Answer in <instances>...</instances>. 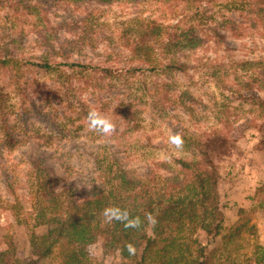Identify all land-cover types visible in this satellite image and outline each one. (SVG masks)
Instances as JSON below:
<instances>
[{"label": "rangeland", "instance_id": "1", "mask_svg": "<svg viewBox=\"0 0 264 264\" xmlns=\"http://www.w3.org/2000/svg\"><path fill=\"white\" fill-rule=\"evenodd\" d=\"M241 1L218 0L210 7L183 11L171 18V22L180 20L182 29L204 36L224 18L239 21L245 13ZM95 7L101 9V21L108 24L103 30H110L114 36L134 17H171L161 4L147 3L135 8L117 2ZM72 10L65 5L52 7L49 15L55 24H60L64 19H74L77 13L80 16L84 13ZM32 18L22 8L17 13L10 8H0V33L6 40L10 37L17 41L18 56L27 62V66H20V72H13L14 83L17 81L27 93L32 86L37 89L28 99L34 101L35 106L43 107L45 113L49 112L52 120L41 117L38 108L29 104L30 100L24 102L15 91L17 85L7 86L5 91L9 92V97L0 104V250L11 240L16 245L17 255L26 257L31 233H44V227L35 226L33 203L35 185L44 167L52 176H59V189H82L92 182L95 153L105 162L116 155L117 165L143 173L155 167V161L192 158L193 152L198 150L186 147L182 136L198 135L220 171L218 191L226 224L244 218L240 216V210H244L245 217L256 226V235L248 236L247 242L251 245L242 252V258H250L249 264H253V245L264 246V111L250 91L264 99V87L257 83L250 90L245 83H253L264 69V36L246 32L237 37L227 27L221 28L219 31L226 37L219 40V44L210 38L196 50L174 56L184 62L186 73L161 70L170 56L159 55L162 62L155 64L156 68L138 61L129 62L128 51H124L125 59L119 55L121 48L115 38L113 43H98L95 52L88 51L87 55L58 58L62 68L69 71L72 64L75 70L78 64H99L101 68L127 71L134 67V72H127L126 78L117 81L105 78L101 88L78 94L85 103L101 108L98 113L114 124V132L105 136L90 129L87 121H70V117L76 118L77 114L67 109L68 101L60 97L63 94H56L53 74L36 66L34 55H38V51ZM65 36L71 37L62 28L59 39ZM31 61L33 65H29ZM10 74L0 68V85L9 81ZM164 84L170 85L167 93L172 100L156 109L152 102L162 97L160 88ZM183 92H188L192 100H177ZM52 122L61 123L59 126L65 128L63 136ZM6 131L15 141L12 150L5 142ZM174 134L182 138L179 149L169 143V136ZM219 135L223 137H217ZM187 228L185 235L189 238L193 228ZM214 243V233L203 231L195 232L186 241L194 254H200L202 249L208 251ZM98 246L97 241L86 243L84 251L88 260L85 264H123L117 256L103 257ZM60 263L57 252L42 261V264Z\"/></svg>", "mask_w": 264, "mask_h": 264}, {"label": "trees", "instance_id": "2", "mask_svg": "<svg viewBox=\"0 0 264 264\" xmlns=\"http://www.w3.org/2000/svg\"><path fill=\"white\" fill-rule=\"evenodd\" d=\"M217 1L0 0V8H10L15 13L22 8L25 14L33 17L32 28L38 51V55H34L36 66L53 74V80L57 83L56 94H63L60 97H65L68 101L67 109L77 114L76 118L70 117L73 123L75 120L87 121L86 116L90 110H101L97 105L79 99L78 94L101 88L105 78L111 81L126 78L127 72H134V67H129L131 69L127 71L112 67L101 68L99 64H78L79 68L75 70L72 64L69 65V71L62 68L58 58L71 59L74 54L87 55L88 51L95 52L98 43H113L116 39L121 48L119 55L124 57V51H128L129 59L127 56L126 58L129 62L138 61L154 66L162 62L159 55L170 56L167 65L160 67L161 70L186 73L184 62L174 56L187 50L194 51L210 38L219 44V40L223 41L226 37L225 33L219 31L221 28L227 27L237 37L246 32L264 36V0L241 1L240 5L245 7L242 12L245 13H242L239 21L224 18L217 23V28L211 27L204 36L182 29L180 20L171 22V18L174 19L183 11L210 7L216 5ZM117 2L135 8L147 3L161 4L164 12L171 14V17L160 19L137 16L125 23L120 33L114 36L109 29L110 32L103 30L108 24L101 21V9L98 10L95 6H111ZM63 5L70 6L74 12L83 10L84 13L81 16L77 13L72 20L64 19L60 24H55L49 15L50 10ZM62 28L71 37L59 39ZM6 38L8 40L0 33V68H5L11 74L9 81L0 85V104L9 97V92L5 91L7 86L17 85L15 91L24 100L38 92L32 86V90L27 93V89L18 85L17 81L14 83L13 72H20V66H27V62L18 56L17 41ZM33 62L29 65H33ZM257 75L253 83H245L250 90L257 83L264 87V69ZM36 84L38 87L39 83ZM169 89L170 85H162V97L153 100V107L158 109L164 102L171 103L172 99L167 93ZM232 90L236 92V89ZM250 92L264 111V99L253 91ZM239 94L242 95V92L239 91ZM188 99L192 100L188 92L181 93L177 98L184 101ZM29 104L33 108L37 107L38 114L51 122L52 115L45 113L43 107L35 106L31 100ZM53 124H57L58 133L63 136L65 128L59 126L61 123L52 122L51 125ZM182 138L186 147L193 146L192 150H198L193 152L192 158L175 157L171 160L155 161V167H149L143 173L117 165L119 159L116 155H112L105 162L103 157L95 153V177L93 175L92 182L82 189H59V176H52L44 167L35 185L36 196L33 197V203L35 226L44 227L45 231L43 234L31 233L26 257L17 255L16 245L10 240L8 246L0 250V264H42V261L55 252L60 257V264H85L88 258L84 247L89 241H97L98 250L103 257L117 256L123 264H249L250 258H242V252L249 245V234L256 235V226L250 223V218L245 217L244 210H240V216L244 215V218L242 216L234 223L226 224L218 191V166L210 159L201 136L183 135ZM5 142L7 147L14 149L15 141L7 131ZM158 170H163L164 173ZM111 206L127 210L130 217H139V227L125 228L119 221H105L102 211ZM187 227L193 228L189 238L197 231L214 233V245L208 251L202 249L200 254H194L186 244L189 239L185 235ZM195 241L198 242V238ZM129 244L135 249L131 254L127 250ZM252 256L253 264H264V246L253 245Z\"/></svg>", "mask_w": 264, "mask_h": 264}, {"label": "clouds", "instance_id": "3", "mask_svg": "<svg viewBox=\"0 0 264 264\" xmlns=\"http://www.w3.org/2000/svg\"><path fill=\"white\" fill-rule=\"evenodd\" d=\"M86 119L90 129L105 136L111 135L115 130L114 124L95 110H90L87 113ZM169 143L179 149L182 147L183 141L179 134H174L169 136ZM102 215L105 221H119L123 223L125 228H137L141 223L139 217H130L127 210L115 206L104 208ZM127 250L131 254L135 249L133 245L129 244L127 245Z\"/></svg>", "mask_w": 264, "mask_h": 264}]
</instances>
